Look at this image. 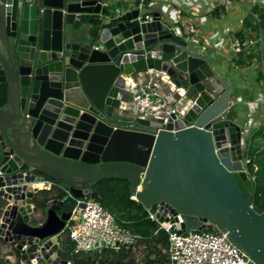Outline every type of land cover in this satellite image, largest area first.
<instances>
[{
  "label": "water",
  "instance_id": "95a60500",
  "mask_svg": "<svg viewBox=\"0 0 264 264\" xmlns=\"http://www.w3.org/2000/svg\"><path fill=\"white\" fill-rule=\"evenodd\" d=\"M143 15L106 0H0V237L19 264L66 263L57 237L70 211L59 208L67 191L96 199L105 177L128 181L144 217L158 205L178 212L184 230L210 221L264 264V212L250 202L228 82L157 13ZM150 69L181 89L178 117L124 106L128 79ZM45 178L66 196L33 224L31 199Z\"/></svg>",
  "mask_w": 264,
  "mask_h": 264
},
{
  "label": "built area",
  "instance_id": "2783aa9c",
  "mask_svg": "<svg viewBox=\"0 0 264 264\" xmlns=\"http://www.w3.org/2000/svg\"><path fill=\"white\" fill-rule=\"evenodd\" d=\"M152 19V14L143 15V20L151 21ZM171 29L176 36L186 41H189L196 33L194 23L187 24L185 29L180 25H172ZM261 43L260 36L244 40L238 37L228 39L229 48L235 53L248 52L253 47L260 50ZM165 81L172 83L165 74L159 73L133 84L131 103L135 112L148 117L166 118L172 113L176 117L179 116L182 112L179 100L177 99L178 104L175 103L176 100L173 101L171 95L164 91ZM243 150L245 153L246 142ZM244 161L248 162L246 155ZM250 179L252 180V177ZM39 183L42 189H48L53 184L49 178ZM67 194L73 200V206L63 230L68 232L72 243V254L78 257H89L105 251H116L122 247H133L141 240L140 235L116 222L113 214L96 199L88 195L75 197L69 191ZM131 198L137 201L132 195ZM31 207H33L32 203ZM145 217L154 220L157 230H163L167 234L169 264H257L244 252L234 249L227 233L210 221L199 222V225L204 223L201 229L184 230L183 219L178 212L173 213L167 207L160 208L158 205L148 208ZM65 264H71V262L66 260Z\"/></svg>",
  "mask_w": 264,
  "mask_h": 264
},
{
  "label": "trees",
  "instance_id": "16d2710c",
  "mask_svg": "<svg viewBox=\"0 0 264 264\" xmlns=\"http://www.w3.org/2000/svg\"><path fill=\"white\" fill-rule=\"evenodd\" d=\"M242 28L234 33L241 40L246 38L245 29L254 37L260 36L261 49L254 51H241L236 54V65H251L257 63L255 69V82L264 90V4L253 3L248 15L243 19ZM251 38V37H249ZM253 38V37H252ZM245 155L247 156V171L253 180V194L251 205L260 213L264 212V118L262 124L249 135L246 140ZM53 184L48 189L38 190L31 203L35 210H40L42 216L32 219L33 224L42 222L43 211L52 199H62L66 196L65 188L60 182L49 178ZM98 201L105 209L114 214L115 220L141 236V240L133 247H122L116 251H105L89 257H78L72 254V244L67 230H63L57 237V255L71 264H169L167 255L168 240L163 230H157L156 222L142 215L143 206L139 201L131 198L128 181L120 177H105L96 183ZM4 203L0 199V209ZM73 200L67 197L59 208V212L70 211ZM143 245L145 256L140 262L135 259L136 247ZM14 249V248H13ZM16 261L11 263L0 258V264H19V252L14 249Z\"/></svg>",
  "mask_w": 264,
  "mask_h": 264
},
{
  "label": "crops",
  "instance_id": "0c3cea01",
  "mask_svg": "<svg viewBox=\"0 0 264 264\" xmlns=\"http://www.w3.org/2000/svg\"><path fill=\"white\" fill-rule=\"evenodd\" d=\"M106 7L120 11L139 7L144 14L153 15L155 12L162 21L171 26L180 25L184 29L187 24L194 23L196 33L188 41L189 46L193 51L209 58L216 73L227 80L229 95L236 99L230 103L229 114L237 124L242 126L245 135L244 143L249 135L262 124L264 90L260 89L255 82L257 63L253 61L248 66L236 65L234 61L237 53L230 50L228 44V39L235 37L234 33L243 29V19L249 13L250 7H247L243 0H106ZM245 33L246 38L254 37L247 29ZM256 49L257 47H253L249 51ZM156 74L159 73L150 69L140 73L134 80L128 79V102L124 106L131 113L135 112L131 103V87L135 82ZM163 89L178 104L177 99L181 89L168 81H165ZM2 242L10 245L3 240ZM2 258L11 263L16 261L12 250H9Z\"/></svg>",
  "mask_w": 264,
  "mask_h": 264
},
{
  "label": "rangeland",
  "instance_id": "374dc122",
  "mask_svg": "<svg viewBox=\"0 0 264 264\" xmlns=\"http://www.w3.org/2000/svg\"><path fill=\"white\" fill-rule=\"evenodd\" d=\"M243 2H245V4H247V7H250V5H252L253 3L264 4V0H243ZM40 216H42V212L40 210H35L34 214L32 215V218L33 219L34 218H39ZM116 222H118V220H116ZM1 242H2V238L0 237V258H2L7 252H9V250H12L14 252V249H13L12 246H10L11 245L10 243H9L10 245H6L3 242L2 243ZM70 243H71V241H70ZM7 244H8V242H7ZM145 253L146 252L144 251V246L143 245L140 244V246H137L136 247V253H135L136 261L137 262L142 261L144 259Z\"/></svg>",
  "mask_w": 264,
  "mask_h": 264
}]
</instances>
